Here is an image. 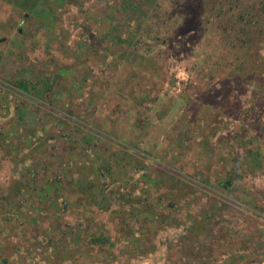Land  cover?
<instances>
[{
    "label": "rangeland",
    "instance_id": "1",
    "mask_svg": "<svg viewBox=\"0 0 264 264\" xmlns=\"http://www.w3.org/2000/svg\"><path fill=\"white\" fill-rule=\"evenodd\" d=\"M0 264H264V0H0Z\"/></svg>",
    "mask_w": 264,
    "mask_h": 264
}]
</instances>
